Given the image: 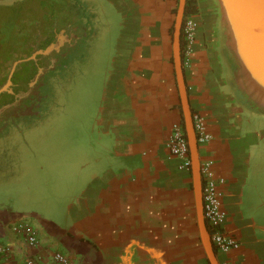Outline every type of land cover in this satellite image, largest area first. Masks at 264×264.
<instances>
[{
	"label": "crops",
	"instance_id": "crops-1",
	"mask_svg": "<svg viewBox=\"0 0 264 264\" xmlns=\"http://www.w3.org/2000/svg\"><path fill=\"white\" fill-rule=\"evenodd\" d=\"M100 1L120 20L121 57L119 73L107 84L91 161L81 163L83 174L70 183L52 177L55 187L62 186L57 202L46 193L29 194L27 180L11 192L21 199L0 200V245L11 248L0 261L24 264L27 256L41 255L51 264L53 253L62 251L73 264H210L199 234L192 170L181 168L168 147L172 125H184L173 61L179 0ZM195 1L197 40L192 63L183 67L192 111L204 115L213 135L199 147L200 161L213 158L214 171L225 178L222 206L231 215L226 228L241 241L217 258L264 264L260 134L246 124L244 99L219 65L217 4ZM226 62L232 69V60ZM19 223L36 230V246L16 230Z\"/></svg>",
	"mask_w": 264,
	"mask_h": 264
},
{
	"label": "rangeland",
	"instance_id": "rangeland-1",
	"mask_svg": "<svg viewBox=\"0 0 264 264\" xmlns=\"http://www.w3.org/2000/svg\"><path fill=\"white\" fill-rule=\"evenodd\" d=\"M65 8L72 9L73 14L67 16L75 20V9L69 4ZM94 9L100 34L98 31L86 58L79 60L81 68H74L51 88L40 117H32L19 129L0 135V200L6 203L11 204L10 197L21 199V193L12 194L9 189H19L18 185L25 180L31 188L29 194L46 193L57 202L62 186L55 187L53 178L70 183L76 174L82 173L81 163L91 161L87 152L92 139L89 130L97 114L96 105L120 22L104 3H96ZM1 23V27H7V21ZM15 113L16 108L5 111L3 116Z\"/></svg>",
	"mask_w": 264,
	"mask_h": 264
},
{
	"label": "water",
	"instance_id": "water-1",
	"mask_svg": "<svg viewBox=\"0 0 264 264\" xmlns=\"http://www.w3.org/2000/svg\"><path fill=\"white\" fill-rule=\"evenodd\" d=\"M217 4L220 25L225 29L226 47L234 57L237 68L234 80L250 101L260 111L264 112V0H213ZM187 0H179L173 25V61L175 74L183 109L184 125L189 142L191 170L193 177V191L195 209L201 242L210 264H220L217 254L210 241L208 229L203 214L202 175L199 145L194 129L193 111L190 105L185 71L182 61V26L186 12ZM68 37L62 30L56 41L47 47L33 52L30 56L15 61L10 69L6 82L0 87V96L13 93L12 77L22 62L36 60L39 55H49L59 51ZM42 70L36 78L40 76ZM37 79L31 82L34 86ZM23 98L24 94L17 95ZM14 103L7 104L0 109V121L5 118V111L16 108Z\"/></svg>",
	"mask_w": 264,
	"mask_h": 264
},
{
	"label": "flooded vegetation",
	"instance_id": "flooded-vegetation-1",
	"mask_svg": "<svg viewBox=\"0 0 264 264\" xmlns=\"http://www.w3.org/2000/svg\"><path fill=\"white\" fill-rule=\"evenodd\" d=\"M66 1L67 3L69 2L71 8L75 9V15H76L75 20L72 19V21L63 28L58 29V26H55L54 37L51 42L57 40L58 35L62 30H65V35L68 37L69 40L68 41L66 40L63 43V45L60 47V50L58 52L53 51L49 55H39L37 56L36 60L22 62L21 64L18 65L17 70L15 71L12 77L13 93L5 92L0 96V109L7 104L14 103L16 100H19V102L16 104V113L9 114L0 121V135H2L6 130H10L13 128L19 129L21 127L20 125L23 122H27V120L30 121L32 117H40L42 115L41 111L43 107H45V103L49 99L51 88L55 84L59 83L60 80H63L64 77L68 73H70L74 68L79 70L81 68V64L79 63L80 62L79 60L85 59L86 58L84 57L85 54L90 53V50H92L91 43L92 41L95 40L99 31L98 27H96L97 15L95 13L94 5L96 3L103 4L104 2L100 0H66ZM106 6L108 7L109 10H112L107 4ZM71 10L72 9L67 11L66 9L63 10V8H61V10L58 13V17H64L62 16L63 14H66V16L67 14L68 15H70L71 13L73 14ZM118 26H120V22ZM219 28L221 31L220 45L218 48V54L220 57L219 65L222 69V72H224L229 76L228 77L230 78L229 81L231 82L233 79L234 86L237 88L238 92L242 95L244 99L243 115L246 124L249 125L251 131L258 132L260 134L259 144L261 147L259 148L260 158H258V161L259 163H262L263 160L261 159L264 158V112L255 108L250 103V101L245 97V95L241 92V90L238 88L234 80V72L237 68V63L234 57L232 56V54L230 53V51L226 47L225 29L222 27V25H220ZM121 38L122 37L120 36V28H119L117 32V37L114 41L115 47L113 48V53L111 56L109 67L107 68V72H106L107 76L103 81L101 94L96 105L97 114L95 116L94 123L92 124L89 130L92 139L90 142H88L87 152H89L91 157H92L91 147L94 144V140L96 138V133H97L96 129L98 127L99 119L102 118L103 115L102 112L104 110L103 107L105 106V102H106L105 96L107 92V84L110 81V79L115 74H118L120 71V69L118 68V63L121 57V52H120ZM181 41H182V50H183L184 47L183 32L181 35ZM228 57L232 60V64H233L232 69H230V67L227 66L226 60L228 59ZM182 60H183V53H182ZM40 70H42V73L38 78H36ZM36 79L37 81L34 84V86H30L31 82H33ZM19 94H24L23 98H18L17 95ZM262 165H264V163ZM9 190L12 191L11 189ZM226 213H227V220L229 221L231 215L227 211Z\"/></svg>",
	"mask_w": 264,
	"mask_h": 264
},
{
	"label": "built area",
	"instance_id": "built-area-1",
	"mask_svg": "<svg viewBox=\"0 0 264 264\" xmlns=\"http://www.w3.org/2000/svg\"><path fill=\"white\" fill-rule=\"evenodd\" d=\"M197 29L198 24L194 18V13L185 14L182 28L184 40L182 53L183 63L186 66H189L193 61ZM193 121L199 147L209 145L213 141V135L209 131L204 115L200 112H194ZM168 147L172 155L182 160L181 168H191L189 142L185 127L182 123H174L172 125ZM214 164L215 160L213 158L201 161L203 214L209 238L215 252L226 254L231 250L238 249L241 243L226 228L227 213L222 206L220 190L221 185L225 183V178L217 176L214 171ZM16 230L24 234L30 246H36L38 244V234L30 224L19 223ZM10 251V246L0 245V256L7 255ZM0 264L4 263L0 261ZM24 264H44V259L41 255L27 256L24 259ZM51 264H73V261L65 252L56 251L52 255ZM220 264H230V262L224 260Z\"/></svg>",
	"mask_w": 264,
	"mask_h": 264
},
{
	"label": "trees",
	"instance_id": "trees-1",
	"mask_svg": "<svg viewBox=\"0 0 264 264\" xmlns=\"http://www.w3.org/2000/svg\"><path fill=\"white\" fill-rule=\"evenodd\" d=\"M66 3V0H0V87L14 61L46 47L54 37V27L63 28L72 21L69 16L58 17L61 8L69 4ZM196 10V1L188 0L185 14ZM3 21H7L6 28L1 27Z\"/></svg>",
	"mask_w": 264,
	"mask_h": 264
}]
</instances>
